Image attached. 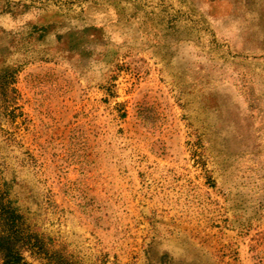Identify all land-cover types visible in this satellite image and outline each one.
Here are the masks:
<instances>
[{"label":"rangeland","instance_id":"rangeland-1","mask_svg":"<svg viewBox=\"0 0 264 264\" xmlns=\"http://www.w3.org/2000/svg\"><path fill=\"white\" fill-rule=\"evenodd\" d=\"M0 197L20 264H264V0H0Z\"/></svg>","mask_w":264,"mask_h":264},{"label":"trees","instance_id":"trees-1","mask_svg":"<svg viewBox=\"0 0 264 264\" xmlns=\"http://www.w3.org/2000/svg\"><path fill=\"white\" fill-rule=\"evenodd\" d=\"M0 197V205H4ZM11 215L12 212L10 211ZM9 220L10 216L7 217ZM0 252H1V264H20L18 249L16 247V238L14 235L6 233L4 230L0 231Z\"/></svg>","mask_w":264,"mask_h":264}]
</instances>
